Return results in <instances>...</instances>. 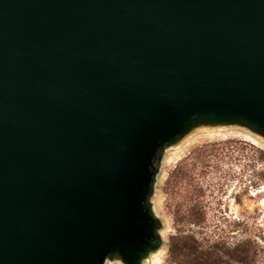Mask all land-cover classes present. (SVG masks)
Returning <instances> with one entry per match:
<instances>
[{
	"label": "water",
	"instance_id": "obj_1",
	"mask_svg": "<svg viewBox=\"0 0 264 264\" xmlns=\"http://www.w3.org/2000/svg\"><path fill=\"white\" fill-rule=\"evenodd\" d=\"M195 119L264 133V0H0V264H135Z\"/></svg>",
	"mask_w": 264,
	"mask_h": 264
},
{
	"label": "rangeland",
	"instance_id": "obj_2",
	"mask_svg": "<svg viewBox=\"0 0 264 264\" xmlns=\"http://www.w3.org/2000/svg\"><path fill=\"white\" fill-rule=\"evenodd\" d=\"M159 155L145 200L158 249L143 264H264V133L195 119Z\"/></svg>",
	"mask_w": 264,
	"mask_h": 264
},
{
	"label": "bare ground",
	"instance_id": "obj_3",
	"mask_svg": "<svg viewBox=\"0 0 264 264\" xmlns=\"http://www.w3.org/2000/svg\"><path fill=\"white\" fill-rule=\"evenodd\" d=\"M263 188L261 189V190H264V186H262ZM152 249H154L155 251L158 249V247H156V246H153L152 247ZM148 251V250H147ZM154 251V252H155ZM143 255L144 254H142L140 257H139V259H138V261L135 263V264H143V262L145 261V257H143Z\"/></svg>",
	"mask_w": 264,
	"mask_h": 264
}]
</instances>
